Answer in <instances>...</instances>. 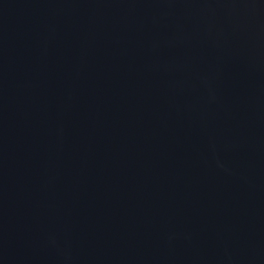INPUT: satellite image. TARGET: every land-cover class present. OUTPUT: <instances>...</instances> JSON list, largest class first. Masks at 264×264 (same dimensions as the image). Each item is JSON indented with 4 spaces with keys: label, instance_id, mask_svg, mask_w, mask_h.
<instances>
[{
    "label": "water",
    "instance_id": "obj_1",
    "mask_svg": "<svg viewBox=\"0 0 264 264\" xmlns=\"http://www.w3.org/2000/svg\"><path fill=\"white\" fill-rule=\"evenodd\" d=\"M0 264H264V0H0Z\"/></svg>",
    "mask_w": 264,
    "mask_h": 264
}]
</instances>
